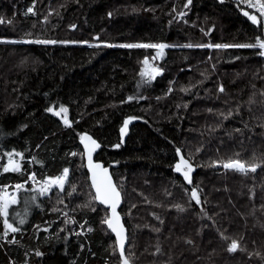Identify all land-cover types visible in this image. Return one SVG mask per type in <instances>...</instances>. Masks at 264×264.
I'll list each match as a JSON object with an SVG mask.
<instances>
[{
	"label": "trees",
	"instance_id": "1",
	"mask_svg": "<svg viewBox=\"0 0 264 264\" xmlns=\"http://www.w3.org/2000/svg\"><path fill=\"white\" fill-rule=\"evenodd\" d=\"M187 1L0 0V186L35 198L19 214L10 208L18 231L0 217V264H120L82 132L100 144L95 159L121 193L131 264H264V57L236 46L264 40V19L246 0ZM127 44L168 47L148 69L155 49ZM52 106L67 109L71 126ZM181 155L191 183L176 171ZM10 158L18 171H4ZM229 158L260 166L217 167ZM64 169L63 190L28 181Z\"/></svg>",
	"mask_w": 264,
	"mask_h": 264
},
{
	"label": "snow or ice",
	"instance_id": "2",
	"mask_svg": "<svg viewBox=\"0 0 264 264\" xmlns=\"http://www.w3.org/2000/svg\"><path fill=\"white\" fill-rule=\"evenodd\" d=\"M249 6H253L251 4V0H248ZM189 3H191V0H189ZM257 5L259 8V11L261 13V16H264V3H261L260 0H257ZM29 12H32L33 9L29 8ZM246 16L249 15L247 12L244 13ZM253 23H260L261 21H258L257 17L255 15H252L249 17ZM36 43H55L54 41H35ZM122 47H128V48H158L161 51L167 47V45L164 44H127V45H121ZM188 47H191V45H186ZM237 47H259L260 49H264V40H261V38H256L255 44H247V45H236ZM216 48H227L231 47V45H221L217 44L215 45ZM261 55H264V51L261 52ZM144 64H148L147 58L144 60ZM153 73H157L160 71L158 69H152ZM150 74V73H142V75ZM223 91V88L220 89ZM129 99H132L129 97ZM48 111H53V109L49 108ZM66 109L61 108L59 112H56V115H60L61 112L66 113ZM131 119V118H130ZM67 123V121H65ZM129 123V120L124 121V127L121 128V133L123 134L127 128V125ZM82 140H88L91 141V144L94 147H99L98 144L94 140H92L91 137H82ZM119 145H117L118 147ZM85 148L88 150V161H89V167L92 170V182L93 187L96 189V197L95 199L99 200L101 203L109 204L112 209V217L107 219L105 223H107L108 227L116 233L119 247H120V255L123 259V264H129V260L127 258H124V244H123V225L120 223V217L116 213V207L120 203V193L117 190L116 185L113 183L111 177L108 174V170L106 168H103L100 164H93L92 163V156L91 152L94 150V148H88V145L85 144ZM180 153V149H177V154ZM9 157H11V153H9ZM222 166L225 169H232L235 171H239L242 173H246L247 171L255 172L257 170V167L260 165L256 163L252 164H246L245 162L241 161L239 158H229L227 161H222ZM9 166H6L4 168V171H18L19 165L15 163L11 158L8 162ZM186 169V170H185ZM99 170V173L98 171ZM193 170L192 166L189 164V161L185 159L182 155L180 157V162L176 165V171L181 172L183 171L184 178L188 180L189 183H191V180L189 179V173ZM68 169H64V174L60 177L52 178L48 182H46L45 186L41 189V192H46L50 187L53 185H57L60 187L61 190H63L65 178L67 177ZM32 179H35L33 176ZM22 185H16V188H21ZM191 197L197 204L200 203L199 195L196 188H193L191 190ZM35 199V198H33ZM17 203V199L14 195H8L6 192L3 195H0V217L4 218V225L7 229H10L12 232L18 231L17 228L13 227L12 224L8 222V215H9V206L12 204ZM179 207V206H177ZM182 210V209H181ZM20 223L23 224L24 220L21 219ZM5 235H7V232H5ZM227 239V238H226ZM238 243L237 241L233 240L228 248V251L233 252L237 249ZM37 255H40L39 252H37Z\"/></svg>",
	"mask_w": 264,
	"mask_h": 264
},
{
	"label": "water",
	"instance_id": "3",
	"mask_svg": "<svg viewBox=\"0 0 264 264\" xmlns=\"http://www.w3.org/2000/svg\"><path fill=\"white\" fill-rule=\"evenodd\" d=\"M250 16H252V15L250 14V15L248 16V19H249L250 21H252V20L249 18ZM262 51H264V49H262L261 52H262ZM262 56L264 57V55H262ZM159 73H160V71H159ZM159 73H158V74H159ZM61 108H63V107H57V108H55L54 106H52L51 109H53V111H51V112L49 111V113H50L53 117H55V118L60 122V124H61L62 126H64V127H69V126H71L72 121H71V119H70V115H69L68 111H66V113L61 112L60 115H56V114H55L56 112H59ZM64 109H66V108H64ZM66 110H67V109H66ZM65 121H67V123H66ZM82 137H91L92 140H94V141L96 142V144L99 145V147H94V146L91 144V141H88V140H82ZM79 144H80V146H81V148H82L83 161H84L85 169H86L87 174H88V181H89V183H90V186H91V189H92V191H93L94 198H95V197H96V189L93 187V182H92V170H91L90 167H89V161H88V150L85 148V144L88 145V148H94V150L91 152L92 163H93V164H100V165L103 166V168H106V169L108 170V174H109V176L111 177V179H112V181H113L114 184H115V181H114V179H113V176L111 175L110 167L107 166V165H104L103 162H101V161L95 159V155H96L98 149L100 148V144L95 140V138H93V136H92L91 134H89L88 132H82V133L80 134V137H79ZM217 167H223V166H222V164H220V165H217ZM223 168H224V167H223ZM224 169H225V168H224ZM231 170H232V169H231ZM97 171H98V173H99V170H97ZM115 185H116V184H115ZM116 187H117V186H116ZM192 189H193V188H192ZM192 189H191V190H192ZM117 190L119 191L118 187H117ZM119 193H120V191H119ZM190 197H191V191H190ZM191 199H192V197H191ZM95 200H96V202H97L98 204H100V205L103 206L105 209H107V211H108V217H107V219H109L110 217H112V209H111V206H110L109 204L101 203V202H100L99 200H97V199H95ZM192 200H193V199H192ZM193 201H195V200H193ZM121 205H122V196H121V193H120V203H119V204L117 205V207H116V213L119 215V217H120V223L123 225V229H124V231H123V237H124L123 244H124V249H125L126 241H127V232H126V229H125L124 223H123L122 218H121L120 213H119V209H120ZM107 219H106V220H107ZM105 227H106V229H107V230L113 235V237H114V239H115L116 248H117V251H118V255H119V257H120V264H123V259H122L121 255H120V247H119V242H118V239H117L116 233H114V232L108 227L107 223H105ZM124 258H126L125 255H124ZM129 264H131V263L129 262Z\"/></svg>",
	"mask_w": 264,
	"mask_h": 264
},
{
	"label": "rangeland",
	"instance_id": "4",
	"mask_svg": "<svg viewBox=\"0 0 264 264\" xmlns=\"http://www.w3.org/2000/svg\"><path fill=\"white\" fill-rule=\"evenodd\" d=\"M260 2L261 3H264V0H260ZM188 3H189V0L185 3V5H188ZM245 4H247L248 6H249V2H248V0H246V3ZM251 4L253 5V6H250V7H253L254 9H256L257 11H258V13L261 15V13H260V11H259V8H258V5H257V0H251ZM178 15H179V17H182V16H184L185 15V10H183V11H181V12H179L178 13ZM245 15V14H244ZM248 16V15H247ZM263 17V19H264V16H262ZM18 42L19 43H27V42H30V40H18ZM208 45H206V47H207ZM168 47V46H167ZM209 47V46H208ZM155 49V51H154V57L152 58V61H150L146 66H148V69L149 68H152V65H151V63H153V60L156 58V59H161L162 58V56L164 55V49L161 51L160 49H158V48H154ZM262 50V49H261ZM149 75V74H148ZM152 75V74H151ZM151 75H149V76H151ZM148 79H149V77H147V78H140V79H138V81H137V85H136V87H137V89L138 90H140L141 91V93L146 89V87H147V84H148ZM126 120H129V123L132 121V118L130 119V118H127ZM129 123H128V125H129ZM128 125H127V128H126V130H125V132L124 133H126L127 132V129H128ZM124 127V123H123V125H122V127L121 128H123ZM121 130V129H120ZM123 133V134H124ZM180 157L181 156H178V160H177V163H176V165L180 162ZM14 161V160H13ZM15 163H17L18 164V161L16 160V161H14ZM190 164V163H189ZM191 165V164H190ZM6 166H9L8 165V163L6 164ZM5 166V167H6ZM192 168H193V166H192ZM186 170V169H185ZM193 171H194V168H193V170L189 173V179L191 180V177H192V174H193ZM182 177H183V179L184 180H186L185 178H184V175H183V171H181V172H178ZM63 174H64V172H63ZM63 174H61L60 176H62ZM60 176H58V177H60ZM32 177L33 176H29V179H28V181H30L31 183H33V185L34 186H38L39 188H40V190L45 186V184H46V182H48L50 179H52V178H48V179H45V180H42V181H38V180H36V179H32ZM56 178V177H55ZM66 179V178H65ZM187 182H188V180H186ZM16 185H18V184H14V185H12V186H10V185H6V186H0V195H3L5 192L8 194V195H14L15 197H16V199H17V203H15V204H12V205H10L9 206V210H10V208L11 207H15L14 208V215H16V214H19L18 212L19 211H22V210H27V206L28 205H31V201L33 200V198H28V197H25L24 195L21 197V195H22V193H21V190H23V187H21V188H19V189H17L16 188ZM23 186V185H22ZM54 187H58V188H60L59 186H57V185H53L52 187H50L49 189H48V191H50L52 188H54ZM48 191H46V192H48ZM46 192H44V193H46ZM190 194V193H189Z\"/></svg>",
	"mask_w": 264,
	"mask_h": 264
}]
</instances>
